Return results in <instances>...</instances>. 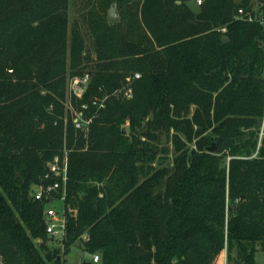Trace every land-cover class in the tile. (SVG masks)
Returning a JSON list of instances; mask_svg holds the SVG:
<instances>
[{"label": "trees", "instance_id": "trees-1", "mask_svg": "<svg viewBox=\"0 0 264 264\" xmlns=\"http://www.w3.org/2000/svg\"><path fill=\"white\" fill-rule=\"evenodd\" d=\"M97 1L70 27V0H0V264H64L32 193L65 149L64 252L87 236L97 264H256L264 0H116L113 22ZM86 72L72 106L109 95L87 132L66 107Z\"/></svg>", "mask_w": 264, "mask_h": 264}, {"label": "built area", "instance_id": "built-area-1", "mask_svg": "<svg viewBox=\"0 0 264 264\" xmlns=\"http://www.w3.org/2000/svg\"><path fill=\"white\" fill-rule=\"evenodd\" d=\"M197 5L202 4L203 0H194ZM244 13L243 8L238 9V14ZM250 19L253 17L250 16ZM264 23V18H261ZM136 77H140V73H136ZM91 81L89 73L75 75L70 79L69 91L70 95L82 97L86 92ZM126 98H131L133 91L131 87L123 88L119 91ZM109 95H95L91 97V103H83L80 108L72 107L73 122L77 129L88 131L96 112L106 107ZM90 104L95 107L93 113H87ZM71 108V107H70ZM69 180V159L68 149H65L63 155H56L47 165V168L39 183L34 186L33 197L36 200H42L46 206L44 209V221L46 224L47 237L50 241L59 246L64 251V241L67 229L66 217V195ZM88 237L84 236L81 241L85 243ZM82 243V246H83ZM90 252V251H89ZM92 263L101 262V254L99 252H90L88 259ZM83 263V262H82ZM81 263V264H82Z\"/></svg>", "mask_w": 264, "mask_h": 264}, {"label": "rangeland", "instance_id": "rangeland-1", "mask_svg": "<svg viewBox=\"0 0 264 264\" xmlns=\"http://www.w3.org/2000/svg\"><path fill=\"white\" fill-rule=\"evenodd\" d=\"M91 1H94L95 3L98 2L97 0H70L69 9H68L70 27L74 24L76 19L81 24H83V16L82 15L85 14L89 8H91V6H92ZM187 1L193 8H195V9L197 8V4L195 3L194 0H187ZM111 3L112 2H109L108 5L105 4L103 6V8H101L102 14L107 15V10L110 7ZM121 12H122V9L118 8V13H119V18L117 19L118 21L120 20ZM261 13L262 12H259L258 14L261 15ZM86 73H89V72H86ZM136 73H139V72H135L133 75L130 74L132 77L129 76L127 78V81H128L127 86H130L129 83H131L134 78H139V77H136ZM71 78L72 77H70L68 79L67 91H68L69 97H67L68 102L66 103V107H71V109H72L73 106L71 104V101L69 100L72 97L70 95V91H69V83H70ZM124 98H126V97H124ZM128 124L129 123L127 122L125 125L126 131H129V125ZM263 139H264V119H263L262 124H261L259 145L262 143ZM195 141H196V139L192 142V145H191L192 147H195ZM172 147L173 146L171 144V148ZM56 247L59 249L60 253L62 254V257L64 259V264H81L83 261L88 260L90 257V252L88 250H86L85 247H76L75 245H71L67 252L62 251V249L57 245H56ZM227 264H235V262L227 261ZM256 264H264V251H261V250L258 251L257 256H256Z\"/></svg>", "mask_w": 264, "mask_h": 264}, {"label": "water", "instance_id": "water-1", "mask_svg": "<svg viewBox=\"0 0 264 264\" xmlns=\"http://www.w3.org/2000/svg\"><path fill=\"white\" fill-rule=\"evenodd\" d=\"M107 19L110 22L116 21L119 18V13H118V2L115 0L111 3L110 7L107 10ZM229 38L225 36L223 38L224 41H227ZM208 151H215L216 149V142H213L211 145L207 146ZM82 241L81 239H78L75 242L76 247H82Z\"/></svg>", "mask_w": 264, "mask_h": 264}]
</instances>
